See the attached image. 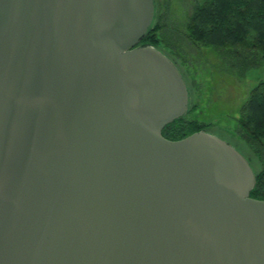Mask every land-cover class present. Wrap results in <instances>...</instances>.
<instances>
[{
  "label": "water",
  "instance_id": "95a60500",
  "mask_svg": "<svg viewBox=\"0 0 264 264\" xmlns=\"http://www.w3.org/2000/svg\"><path fill=\"white\" fill-rule=\"evenodd\" d=\"M154 0H0V264H264L246 157L139 46ZM138 45V46H137Z\"/></svg>",
  "mask_w": 264,
  "mask_h": 264
},
{
  "label": "trees",
  "instance_id": "16d2710c",
  "mask_svg": "<svg viewBox=\"0 0 264 264\" xmlns=\"http://www.w3.org/2000/svg\"><path fill=\"white\" fill-rule=\"evenodd\" d=\"M157 19L158 16L156 20L154 17L139 46L151 45L161 50V26ZM184 36L193 47L207 49L235 65H246L250 60L264 64V0H202L193 7ZM181 75L188 90L187 80ZM196 107V104L189 105L186 115L166 125L161 135L167 140L178 141L199 131L207 132L209 123L188 118ZM236 122L238 138L260 165L256 172L252 158L246 157L255 175V186L249 196L264 201V79L249 92Z\"/></svg>",
  "mask_w": 264,
  "mask_h": 264
},
{
  "label": "rangeland",
  "instance_id": "374dc122",
  "mask_svg": "<svg viewBox=\"0 0 264 264\" xmlns=\"http://www.w3.org/2000/svg\"><path fill=\"white\" fill-rule=\"evenodd\" d=\"M201 1L154 0L155 20L158 16L161 26L160 49L187 80L189 105H197L188 118L209 123L207 132L251 157L257 172L260 165L238 138L236 119L251 89L264 79V64L250 60L246 65H235L207 49L190 45L184 27L193 7Z\"/></svg>",
  "mask_w": 264,
  "mask_h": 264
}]
</instances>
